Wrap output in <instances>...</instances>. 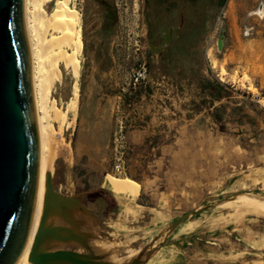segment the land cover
<instances>
[{
  "label": "rangeland",
  "instance_id": "rangeland-1",
  "mask_svg": "<svg viewBox=\"0 0 264 264\" xmlns=\"http://www.w3.org/2000/svg\"><path fill=\"white\" fill-rule=\"evenodd\" d=\"M57 1L44 2L48 16ZM68 1L69 10L81 19L80 70L74 76L70 69L62 67L61 79L50 94L47 109L55 141L52 146L60 151H56L52 168L53 191L65 199L78 200L85 209L83 214H74L71 208L68 216L76 215L91 225L95 239L121 241L123 246L140 251L139 257L145 259L139 264H181L158 263L159 251H175L183 238L192 242L198 233L208 238L233 227L251 228L262 234L264 246V183L233 188L224 194L186 193L191 185L177 177L174 164L167 162L161 170L155 163L160 147L180 135L177 124L169 116L168 123L164 122L160 100L154 97L152 105L156 108L151 113L144 111V102L149 103L151 95L162 94V76L170 74L181 79L212 74L206 58L208 44L230 43L235 37L256 38V33L264 32V15L260 12L264 0H228L220 11L208 8L202 22L192 29L190 22L198 17L197 12L189 11L185 23V9L178 3L165 16L163 5H151L149 0ZM165 24H170L169 41L162 44ZM236 31L242 35L229 34ZM220 78L227 79L225 71ZM236 80L234 76L232 81ZM151 118L157 122L148 128ZM145 128V141L133 143L130 132ZM119 162L124 166L122 174L115 169ZM106 178L135 184L131 181L134 180L143 185L135 199L117 196L102 186ZM250 198L257 200L263 214L237 215L235 204ZM194 210L198 212L172 230L174 221ZM61 213L51 202L48 219L57 218L61 223L58 226H62ZM192 222L194 227L187 234H178ZM51 226L54 225H47ZM193 245L185 247L191 249ZM65 250L78 248L65 245ZM247 251V264H264V247L253 250L248 246ZM80 254L105 264H121L99 251L81 248Z\"/></svg>",
  "mask_w": 264,
  "mask_h": 264
},
{
  "label": "crops",
  "instance_id": "crops-1",
  "mask_svg": "<svg viewBox=\"0 0 264 264\" xmlns=\"http://www.w3.org/2000/svg\"><path fill=\"white\" fill-rule=\"evenodd\" d=\"M256 34V38L235 37L230 43L208 44L211 75L181 79L164 75L162 94L151 95L149 103L144 102L145 113H151L156 108L152 98L159 99L164 122L171 118L177 124L180 135L160 147L155 163L161 170L167 162L174 164L177 177L191 185L186 193L224 194L233 188L264 183V32ZM222 71L227 74L225 81L220 78ZM245 74L248 79L244 80ZM234 76L236 81H232ZM156 122L151 118L148 128ZM148 128L131 131L130 140L142 144ZM131 181L141 189L142 183ZM262 243V234L251 228L233 227L208 238L198 233L192 242L183 238L181 246L171 251L175 254L172 261L247 264L248 246L261 250ZM185 244L194 245L190 249Z\"/></svg>",
  "mask_w": 264,
  "mask_h": 264
},
{
  "label": "water",
  "instance_id": "water-1",
  "mask_svg": "<svg viewBox=\"0 0 264 264\" xmlns=\"http://www.w3.org/2000/svg\"><path fill=\"white\" fill-rule=\"evenodd\" d=\"M222 44V41L219 42ZM31 53L24 0H0V264H17L26 246L37 204L40 140L32 84ZM46 218L53 202L62 211V226L43 227L31 254L34 264H105L76 250L39 252L44 240L89 252L93 227L74 214L85 209L76 199L54 193L49 181ZM191 211L172 224V230L195 215ZM142 256L133 264H139Z\"/></svg>",
  "mask_w": 264,
  "mask_h": 264
},
{
  "label": "bare ground",
  "instance_id": "bare-ground-1",
  "mask_svg": "<svg viewBox=\"0 0 264 264\" xmlns=\"http://www.w3.org/2000/svg\"><path fill=\"white\" fill-rule=\"evenodd\" d=\"M44 2L50 3L52 0H24L25 26L31 53L32 84L40 140V175L37 204L31 231L17 264H34L31 261V254L40 230L47 225L58 226L61 224L57 218H54V220L53 218H46L49 181L52 176L55 156H58V154L56 155L58 149L55 151L54 145L52 146L55 141L53 142L54 137L48 123L47 109L50 94L61 79L62 67L70 69L74 76L79 75L78 58L82 52V40L79 30L81 19L69 10V1L63 0V2H60L58 0L55 9L49 16L46 14ZM75 105L76 101L73 102V106ZM56 148H59V146ZM62 150L64 149L62 148ZM58 152L60 153L59 150ZM102 186L117 196H128L134 199L140 192L132 182L123 183L109 178L104 180ZM256 201L250 198L238 202V204H235V213L239 216L261 214L262 209L259 208ZM235 215L233 214V216ZM193 227V222L186 224L178 231V234H184ZM109 241L91 240L92 252L99 251L104 256L121 264H132L140 255V251L123 246L120 243L121 241L119 243ZM155 246L153 245V247ZM59 250H65V245L54 241L44 240L39 246V252H56ZM77 252L80 253L81 248H78ZM174 257L175 254L170 249L162 248L158 253L157 262L167 263L172 261ZM144 259L145 256L142 257V260Z\"/></svg>",
  "mask_w": 264,
  "mask_h": 264
},
{
  "label": "trees",
  "instance_id": "trees-1",
  "mask_svg": "<svg viewBox=\"0 0 264 264\" xmlns=\"http://www.w3.org/2000/svg\"><path fill=\"white\" fill-rule=\"evenodd\" d=\"M228 0H149V3L151 5H163L161 6V11L162 13L166 16L169 14V12H171V8L172 5L175 4H180L182 8H184V17L182 18L183 21H187V14L189 13V11H195L197 12V18H195L194 20H191V29L192 28H196L199 23L202 22V19L205 14L207 9H214L216 11H220L223 8H225L226 4H227ZM169 28H170V24H165L163 26V33H164V37L162 38V44H165L169 41ZM178 33L180 32L179 30L177 31Z\"/></svg>",
  "mask_w": 264,
  "mask_h": 264
},
{
  "label": "built area",
  "instance_id": "built-area-1",
  "mask_svg": "<svg viewBox=\"0 0 264 264\" xmlns=\"http://www.w3.org/2000/svg\"><path fill=\"white\" fill-rule=\"evenodd\" d=\"M116 172L122 174L124 172V166L122 162H119L116 166H115Z\"/></svg>",
  "mask_w": 264,
  "mask_h": 264
},
{
  "label": "flooded vegetation",
  "instance_id": "flooded-vegetation-1",
  "mask_svg": "<svg viewBox=\"0 0 264 264\" xmlns=\"http://www.w3.org/2000/svg\"><path fill=\"white\" fill-rule=\"evenodd\" d=\"M260 12H261V13H264V4H262V5L260 6Z\"/></svg>",
  "mask_w": 264,
  "mask_h": 264
}]
</instances>
